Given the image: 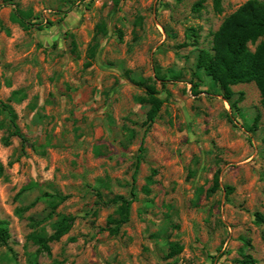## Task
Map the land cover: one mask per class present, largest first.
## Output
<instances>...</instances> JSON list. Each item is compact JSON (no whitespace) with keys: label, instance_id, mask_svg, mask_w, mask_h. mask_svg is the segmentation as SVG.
<instances>
[{"label":"rangeland","instance_id":"rangeland-1","mask_svg":"<svg viewBox=\"0 0 264 264\" xmlns=\"http://www.w3.org/2000/svg\"><path fill=\"white\" fill-rule=\"evenodd\" d=\"M16 1L29 11L28 28L12 18ZM195 1L0 0V101L24 91L10 102L27 138L0 141L9 233L0 264H238L242 252L264 264V221H255L264 213L259 90L232 84L241 113L229 118L219 86L194 74L197 47L210 49L223 17L247 0H222L221 12L213 0L194 10ZM134 79L155 83L163 98L150 124ZM217 171L221 186L209 192ZM54 192L67 197L52 208ZM118 193L131 209L111 233ZM60 213L73 217L71 227L47 251L31 234L49 233ZM174 242L182 248L169 257Z\"/></svg>","mask_w":264,"mask_h":264},{"label":"trees","instance_id":"trees-1","mask_svg":"<svg viewBox=\"0 0 264 264\" xmlns=\"http://www.w3.org/2000/svg\"><path fill=\"white\" fill-rule=\"evenodd\" d=\"M206 0H196L193 2L192 8L199 10L204 6ZM222 0H213V8L216 12H221ZM74 1L64 9H60L62 18L72 8ZM29 11L20 8L19 1H16V7L12 12V18L19 22L24 28H28L31 21L26 19ZM48 25L53 24L52 19H46ZM39 29L43 28V23L33 22ZM189 32L194 33L195 27L189 26ZM211 48L208 49L204 46L197 47L196 55V72L195 75L199 76L198 71H203L210 79L219 86L221 95L230 103V110L228 117L232 118L235 113H241L240 105L238 104L239 97L231 99L235 93L231 85L242 82H254L259 90L260 102L264 106V0H247L239 4L233 11L223 17L217 30L213 32ZM196 40V39H194ZM249 45H253V49ZM177 77V75H174ZM157 78L164 79L163 75H158ZM138 85L144 88V95H136L138 101L149 104L146 112V121L150 124L158 114L160 107H162L163 98L159 96V90L155 83H149L145 79H134ZM163 83V81H162ZM194 86L198 85L197 81L193 82ZM241 94V93H240ZM25 96L21 88H14L11 91L10 99L7 101H0V113L3 114L4 119H0V129L6 127L7 134H3L0 138L1 143L7 146L11 143L13 135L18 136L23 142L26 136L21 130L17 122V113L11 104L10 100L19 101ZM260 119V111L258 110L253 117L251 125L243 126L246 132L252 131L256 128ZM148 124V125H149ZM144 142V141H143ZM142 143V142H141ZM138 155V161L134 169V179L136 177L139 158L141 151ZM5 174V166L0 160V177ZM220 173L215 172L213 178V186L209 192L218 189L221 184L219 182ZM151 181V178L148 179ZM24 188H27L26 186ZM222 188L226 192H230L233 188L230 184H224ZM144 189L148 191V186L145 185ZM23 190V188L21 189ZM21 190L19 192H21ZM48 202L53 208L58 202L66 199V195L60 192L48 193ZM112 203L116 204V215H111L107 219V229L111 233H117L120 225L128 219L130 212V204L132 199L124 196L121 193L114 195L111 198ZM19 209V208H18ZM22 210L19 209L18 212ZM73 217L60 213L58 217L51 223V231L45 232L42 228L40 232H32L31 237L33 240L40 244V247L47 250L49 249L48 241L50 239H58L63 234H66L72 224ZM255 221L263 222L264 213L259 211L255 214ZM37 222H34L36 224ZM8 222L5 219H0V243H6L9 238ZM167 255L173 256L181 251L182 246L177 243H171ZM238 264H255L257 260L250 254L241 253V258H237ZM34 263V261L32 262Z\"/></svg>","mask_w":264,"mask_h":264}]
</instances>
